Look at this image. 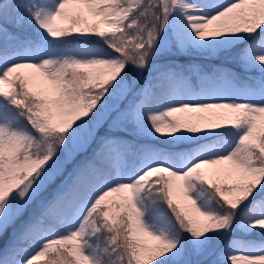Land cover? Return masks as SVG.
<instances>
[{
    "label": "snow or ice",
    "instance_id": "6c2138e0",
    "mask_svg": "<svg viewBox=\"0 0 264 264\" xmlns=\"http://www.w3.org/2000/svg\"><path fill=\"white\" fill-rule=\"evenodd\" d=\"M0 264H264V0H0Z\"/></svg>",
    "mask_w": 264,
    "mask_h": 264
},
{
    "label": "trees",
    "instance_id": "16d2710c",
    "mask_svg": "<svg viewBox=\"0 0 264 264\" xmlns=\"http://www.w3.org/2000/svg\"><path fill=\"white\" fill-rule=\"evenodd\" d=\"M257 239H258V237H257Z\"/></svg>",
    "mask_w": 264,
    "mask_h": 264
}]
</instances>
